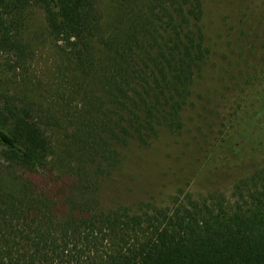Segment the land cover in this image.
I'll list each match as a JSON object with an SVG mask.
<instances>
[{
    "label": "trees",
    "instance_id": "16d2710c",
    "mask_svg": "<svg viewBox=\"0 0 264 264\" xmlns=\"http://www.w3.org/2000/svg\"><path fill=\"white\" fill-rule=\"evenodd\" d=\"M110 1L103 13L98 0H0V74L34 54L26 37L38 12L68 74L53 101L38 90L0 95V264H71L84 248L96 253L78 264H264V169L230 198L181 192L136 212L85 201L120 146L183 129L212 54L202 0ZM240 99L227 137L264 151V68Z\"/></svg>",
    "mask_w": 264,
    "mask_h": 264
},
{
    "label": "rangeland",
    "instance_id": "374dc122",
    "mask_svg": "<svg viewBox=\"0 0 264 264\" xmlns=\"http://www.w3.org/2000/svg\"><path fill=\"white\" fill-rule=\"evenodd\" d=\"M202 1L206 13L203 26L212 54L196 79L190 104L183 113V129L163 131L148 146L134 140L120 146V162L114 168L105 164L93 173L96 184L85 201L94 209L110 212L126 207L136 212L147 204L162 208L181 192L197 201L211 193L230 198L241 178L264 169V151L237 149L227 137L241 107L240 98L264 68L263 43L257 39L261 35L263 2ZM111 3L98 0L97 6L108 13ZM33 18L26 38L34 54L17 70L4 68L0 95L38 90L53 101L59 97L56 91L62 78L68 76L63 70L62 44L48 36L42 12ZM99 249L107 251L109 241L100 238ZM78 251L71 264L85 263L95 252L87 248Z\"/></svg>",
    "mask_w": 264,
    "mask_h": 264
}]
</instances>
